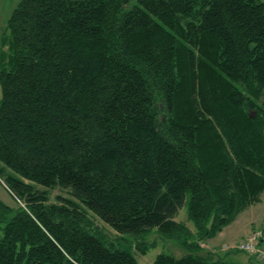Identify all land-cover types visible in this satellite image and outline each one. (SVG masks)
<instances>
[{
	"label": "trees",
	"instance_id": "obj_1",
	"mask_svg": "<svg viewBox=\"0 0 264 264\" xmlns=\"http://www.w3.org/2000/svg\"><path fill=\"white\" fill-rule=\"evenodd\" d=\"M6 29L0 264H137L55 188L189 252L153 264H237L198 250L264 191V0H20Z\"/></svg>",
	"mask_w": 264,
	"mask_h": 264
},
{
	"label": "rangeland",
	"instance_id": "obj_2",
	"mask_svg": "<svg viewBox=\"0 0 264 264\" xmlns=\"http://www.w3.org/2000/svg\"><path fill=\"white\" fill-rule=\"evenodd\" d=\"M19 1L20 0H0V63L3 62L5 63L6 66H8V59L11 54V52L9 51L10 36H9V32L6 29V24H7V20L12 10L16 7ZM1 65L2 64H0V66ZM57 196L70 199L74 201L75 203H77L85 211V216L87 220L90 222L91 226L94 229H97L98 232L101 233L103 236H107L109 240H112L111 242L114 247L120 248V249L132 250V254L135 257L137 264H153L156 256L159 254H171L179 258L189 253L187 250H184L183 248H181L174 238L166 237L165 235L160 233L157 229H152L138 237H133L130 235H125V234L123 235L116 234L109 227L103 224L91 212L85 210L82 207V205L77 200H75L67 191L59 189V188L49 190L50 202H55ZM188 198L189 196L187 197V200ZM187 200L185 201L182 208L179 210L177 216L175 217V221L185 224L191 232H194L195 231L194 224L190 220H188ZM0 201L13 210H16L18 206L20 205V203L8 191V189L6 188V186L3 184L1 180H0ZM252 214L255 217L254 226L260 227L252 231L263 229L262 231L264 235V228H263L264 195H263L262 205H256L252 207L251 209H249L248 211L242 213V215L239 218L238 223H236L232 227L225 228L221 233H219L216 236V238H214L215 241H212V242L209 241L207 243H204L206 246L201 245V249L198 250V253L205 254L206 252H210L211 254L214 255V257L215 256L224 257L225 255H223V253L232 254L236 252L240 254L239 256L243 255L244 253L234 250V249H225L224 247L223 248L220 247L219 249L215 248L213 247V243L215 242L218 245H222L223 243H226L227 241H232V243L237 244L242 239V236H244L243 232L240 230L242 229V226L246 224V222L249 220ZM250 226L251 225L249 224L248 226H246V228L249 229ZM116 236H120L119 241H115ZM109 240L108 242H110ZM137 241H142L145 243V245L150 244L145 254H140L139 251L134 247ZM226 247H230V246H226ZM244 255H247V254H244ZM249 257H253V256H249ZM227 261L236 262L237 260L232 259V258L231 259L227 258Z\"/></svg>",
	"mask_w": 264,
	"mask_h": 264
},
{
	"label": "built area",
	"instance_id": "obj_3",
	"mask_svg": "<svg viewBox=\"0 0 264 264\" xmlns=\"http://www.w3.org/2000/svg\"><path fill=\"white\" fill-rule=\"evenodd\" d=\"M262 230L263 229L252 231L238 244L224 248L234 249L249 256H253L259 264H264V235Z\"/></svg>",
	"mask_w": 264,
	"mask_h": 264
},
{
	"label": "crops",
	"instance_id": "obj_4",
	"mask_svg": "<svg viewBox=\"0 0 264 264\" xmlns=\"http://www.w3.org/2000/svg\"><path fill=\"white\" fill-rule=\"evenodd\" d=\"M263 195H264V191L263 193L260 195V201L254 205H251L250 207H248L244 212L248 211L249 209H251L252 207L256 206V205H262L263 204ZM242 212V213H244ZM242 213L237 217V219L231 224L229 225L228 227H232L233 225H235L236 223L239 222V218L240 216L242 215ZM254 220H255V217L253 216V214L251 215V217L249 218V220L246 222V224L244 226H242V229L240 231L243 232L244 236H242V239H244L252 230L256 229V228H260V227H256L254 226ZM264 222V221H263ZM262 222V223H263ZM251 225L249 229L246 228V226L248 225ZM260 224V223H259ZM227 228V227H226ZM230 237V236H229ZM216 238V237H215ZM242 239L240 241H242ZM212 241H215V239H212L210 240V242ZM239 241V242H240ZM209 242V241H208ZM238 242V243H239ZM237 243V244H238ZM205 244H202V246H204ZM236 245V243H232V241H227L226 243H223L222 245H218L217 243H213V247L215 248H223V247H226V246H234ZM206 246V245H205ZM223 255H225L226 258L228 259H235L237 260L235 263L237 264H259L257 262L256 259H254L253 257H249L248 255H241L239 256L240 254H238L237 252L236 253H232V254H228V253H223Z\"/></svg>",
	"mask_w": 264,
	"mask_h": 264
}]
</instances>
